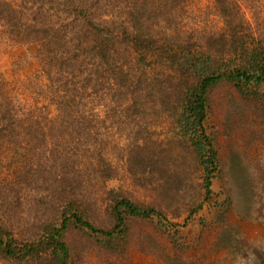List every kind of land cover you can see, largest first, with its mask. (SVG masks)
<instances>
[{"label": "trees", "instance_id": "1", "mask_svg": "<svg viewBox=\"0 0 264 264\" xmlns=\"http://www.w3.org/2000/svg\"><path fill=\"white\" fill-rule=\"evenodd\" d=\"M181 1L0 0V43L27 49L18 63H37L17 83L0 72L4 260L75 264L64 240L70 230L116 251L129 243L132 219L158 226L154 217H163L160 211L108 187L121 173L112 158L114 135L106 127L112 117L129 120L127 155L159 168L164 157L152 127L179 104V129L204 164L209 198L219 161L206 128L209 94L229 83L249 103L264 102V39L244 31L249 23L236 14L227 23L242 30L214 36L215 51L192 49L179 35L154 31L158 16L176 22ZM113 123L122 137L123 122ZM98 202L107 206L110 227L91 220ZM27 212L42 214L35 216L40 233L19 237L15 227Z\"/></svg>", "mask_w": 264, "mask_h": 264}, {"label": "rangeland", "instance_id": "2", "mask_svg": "<svg viewBox=\"0 0 264 264\" xmlns=\"http://www.w3.org/2000/svg\"><path fill=\"white\" fill-rule=\"evenodd\" d=\"M176 13V22L171 24L158 16L153 30L179 35L192 49L218 50L219 41L214 36L230 34L233 27L242 30L228 25L231 14L248 21L244 31L264 39V0H182ZM26 50L0 43V72L8 81L17 83L37 69L33 59L26 65L18 63ZM175 108L152 127L164 157L159 168L145 166L141 156L134 160L127 155L126 117L107 121L115 139L110 143L115 151L114 165L121 169L108 187L141 207L160 211L163 217H154L156 227L132 219L129 243L116 251L83 232L70 230L64 240L75 264H264L257 261L264 253V102L249 103L229 83L210 92L206 128L219 161L209 198L204 164L193 141L182 136ZM118 120L123 122L121 138L116 134L118 124L113 123ZM117 137L121 139L118 146ZM121 146L123 150H119ZM199 203L202 208L191 215ZM91 214L96 226H111L105 204L96 203ZM41 215L27 212L15 227L16 235H38L41 224L37 218ZM0 264L17 263L0 255Z\"/></svg>", "mask_w": 264, "mask_h": 264}, {"label": "crops", "instance_id": "3", "mask_svg": "<svg viewBox=\"0 0 264 264\" xmlns=\"http://www.w3.org/2000/svg\"><path fill=\"white\" fill-rule=\"evenodd\" d=\"M263 251H264V249H263ZM258 262L259 261H262V262H264V253L260 256V257H258V260H257Z\"/></svg>", "mask_w": 264, "mask_h": 264}]
</instances>
